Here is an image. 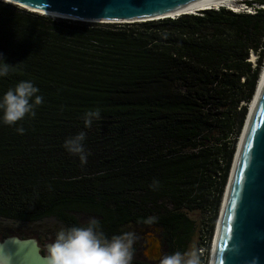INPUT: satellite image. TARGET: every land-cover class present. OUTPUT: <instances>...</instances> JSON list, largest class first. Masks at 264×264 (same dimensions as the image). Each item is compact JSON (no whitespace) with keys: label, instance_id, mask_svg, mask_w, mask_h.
<instances>
[{"label":"trees","instance_id":"trees-1","mask_svg":"<svg viewBox=\"0 0 264 264\" xmlns=\"http://www.w3.org/2000/svg\"><path fill=\"white\" fill-rule=\"evenodd\" d=\"M244 2L255 12L99 23L0 0V57L10 64L0 97L31 81L43 98L14 125L0 113V217L63 228L95 218L109 238L152 227L171 254L194 230L185 209L204 203L208 247L264 61V0ZM95 109L101 119L86 128ZM81 131L83 165L63 146Z\"/></svg>","mask_w":264,"mask_h":264},{"label":"water","instance_id":"water-1","mask_svg":"<svg viewBox=\"0 0 264 264\" xmlns=\"http://www.w3.org/2000/svg\"><path fill=\"white\" fill-rule=\"evenodd\" d=\"M11 1L64 16L59 18L129 23L173 17L168 14L217 0ZM0 243L12 251V264H44L35 238L12 236ZM210 243L209 264H250L253 258L264 264V70L237 138Z\"/></svg>","mask_w":264,"mask_h":264},{"label":"clouds","instance_id":"clouds-1","mask_svg":"<svg viewBox=\"0 0 264 264\" xmlns=\"http://www.w3.org/2000/svg\"><path fill=\"white\" fill-rule=\"evenodd\" d=\"M264 4H260L262 6ZM223 5H217V8ZM235 10L231 7L224 6ZM211 8V7H208ZM256 58V57H255ZM252 60V58H250ZM254 62V60H252ZM10 72V64L0 57V77H6ZM39 88L31 81H20L14 87L9 88L0 97V113L3 123L14 125L26 116L35 117L36 107L43 103V98L37 93ZM84 126L90 128L93 121L101 119L99 109L88 110L82 117ZM23 133L24 129H17ZM86 139L84 131L67 138L64 148L72 155L79 157L81 164L87 163L88 153L83 142ZM159 187L158 181H153L150 188ZM156 217H149L143 222L151 225ZM139 237L133 231L122 232L110 238L102 231L99 220L92 218L86 226H71L60 228L54 240L46 246L44 264H132L135 253L134 244ZM203 253L196 244H192L185 251H176L165 254L158 259V264H204ZM13 253L6 244L0 243V264H12ZM256 264V258L250 262Z\"/></svg>","mask_w":264,"mask_h":264},{"label":"rangeland","instance_id":"rangeland-1","mask_svg":"<svg viewBox=\"0 0 264 264\" xmlns=\"http://www.w3.org/2000/svg\"><path fill=\"white\" fill-rule=\"evenodd\" d=\"M14 5H16L19 8L25 9L17 4H14ZM245 5L249 6L246 3ZM256 5L260 6L259 3H256ZM85 22H88V21H85ZM255 57L256 56L254 54L252 53L250 54V58L254 60L253 63H255V60H256ZM205 205L204 203L195 204L191 206L190 208L185 209V211L187 212V215L191 217L194 221V230L183 251L189 248L192 244H196L198 248H200L201 245L203 244L202 238H203V234H205L206 232V228H205L206 222L208 220V217L211 215V213L207 210V207ZM84 220L85 219H81V221H84ZM60 228H63L61 223H59L55 218H50V217L44 218L34 223L19 222V221H14L12 219L0 217V231L19 232L23 234L31 233L32 235L39 236L42 241L52 242V240H54L55 238L56 232ZM129 231L135 232L136 235L139 237L137 244H134L135 247H137V249H135L133 260H138L139 259L138 251L145 252L148 244L151 243L153 240H155L156 242H159L160 257L165 254H169L166 250L165 244L162 241L159 230H157L156 228L154 229L152 227H147V228H139V227L135 228L134 227V228L129 229ZM211 239L212 237L209 240L208 247H204V250L202 251L203 253L202 258H203L204 264H209V252H210L209 248L211 244L210 243ZM152 264H158V260L154 261V263Z\"/></svg>","mask_w":264,"mask_h":264},{"label":"bare ground","instance_id":"bare-ground-1","mask_svg":"<svg viewBox=\"0 0 264 264\" xmlns=\"http://www.w3.org/2000/svg\"><path fill=\"white\" fill-rule=\"evenodd\" d=\"M4 1L17 4V5L23 7L25 9H27V10L34 11V12H37V13H40V14H45V15H49V16H52V17H64V16L56 14V13H52V12H48V11H44V10H40V9L28 7V6H24L22 4L16 3V2L11 1V0H4ZM244 1L245 0H217V1H210V2H206V3L196 4V5H193V6H190V7H186L184 10H182V11H185V12H177V13L174 12V13L168 14V15L169 16H173V17H177V16H179L181 14H184V13H193V12L197 13L201 9H205L206 7H214V6H217V5L228 6V7H231L233 9H235V10H241V9L246 7ZM162 17H166V16H162ZM253 54L255 55V53H253ZM263 70H264V62L262 64V68H261V71H260V74H259V80H260V76H261ZM157 243L158 242H156L155 240H153L151 243H149L150 247L147 250V254L150 255L151 257H156L157 258L160 255V251H159V247H158Z\"/></svg>","mask_w":264,"mask_h":264},{"label":"flooded vegetation","instance_id":"flooded-vegetation-1","mask_svg":"<svg viewBox=\"0 0 264 264\" xmlns=\"http://www.w3.org/2000/svg\"><path fill=\"white\" fill-rule=\"evenodd\" d=\"M12 236H17L19 238H31V237L35 238L38 245L40 246V252L42 255H46V246L48 243L51 242V241H42L39 236L32 235L31 233H24L23 234V233H19V232L0 231V241L1 242L4 241V239H6L8 237H12ZM135 244H137V242ZM149 247H150V245L148 244L145 252L138 251L139 259L133 260L132 264H152V263H154V261H157L159 259L160 255L157 258L156 257H150L147 254V250ZM134 248L137 249V247H135V245H134Z\"/></svg>","mask_w":264,"mask_h":264},{"label":"built area","instance_id":"built-area-1","mask_svg":"<svg viewBox=\"0 0 264 264\" xmlns=\"http://www.w3.org/2000/svg\"><path fill=\"white\" fill-rule=\"evenodd\" d=\"M242 11H246V12H249V13H254L255 12V6L254 5L246 6L245 8L242 9ZM252 54H253V52H252ZM202 239H203V244L199 248L201 250V252L204 250V247H205L204 243H206V234H203V238Z\"/></svg>","mask_w":264,"mask_h":264}]
</instances>
